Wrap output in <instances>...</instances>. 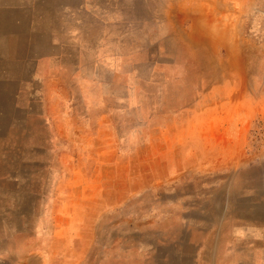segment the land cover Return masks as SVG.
<instances>
[{
  "label": "rangeland",
  "instance_id": "rangeland-1",
  "mask_svg": "<svg viewBox=\"0 0 264 264\" xmlns=\"http://www.w3.org/2000/svg\"><path fill=\"white\" fill-rule=\"evenodd\" d=\"M0 264H264V0H0Z\"/></svg>",
  "mask_w": 264,
  "mask_h": 264
},
{
  "label": "crops",
  "instance_id": "crops-1",
  "mask_svg": "<svg viewBox=\"0 0 264 264\" xmlns=\"http://www.w3.org/2000/svg\"><path fill=\"white\" fill-rule=\"evenodd\" d=\"M242 130H243V129H242ZM240 131H241V129L237 127L236 132L240 133ZM246 131H247V130H244V132H245V138H246V136H247V132H246ZM235 139H236V138H235Z\"/></svg>",
  "mask_w": 264,
  "mask_h": 264
}]
</instances>
